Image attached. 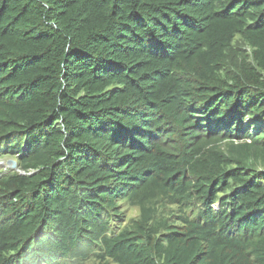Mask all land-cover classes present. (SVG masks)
Masks as SVG:
<instances>
[{
  "label": "trees",
  "instance_id": "16d2710c",
  "mask_svg": "<svg viewBox=\"0 0 264 264\" xmlns=\"http://www.w3.org/2000/svg\"><path fill=\"white\" fill-rule=\"evenodd\" d=\"M8 154L0 264H264V0H0Z\"/></svg>",
  "mask_w": 264,
  "mask_h": 264
},
{
  "label": "rangeland",
  "instance_id": "374dc122",
  "mask_svg": "<svg viewBox=\"0 0 264 264\" xmlns=\"http://www.w3.org/2000/svg\"><path fill=\"white\" fill-rule=\"evenodd\" d=\"M11 169H19L16 158L9 154L0 156V177L4 172Z\"/></svg>",
  "mask_w": 264,
  "mask_h": 264
},
{
  "label": "clouds",
  "instance_id": "9594fccd",
  "mask_svg": "<svg viewBox=\"0 0 264 264\" xmlns=\"http://www.w3.org/2000/svg\"><path fill=\"white\" fill-rule=\"evenodd\" d=\"M17 170H19V169H17ZM22 173V172H21Z\"/></svg>",
  "mask_w": 264,
  "mask_h": 264
}]
</instances>
